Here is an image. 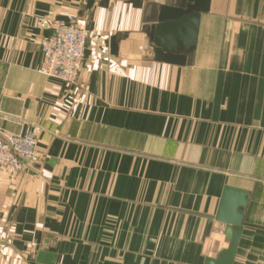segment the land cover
I'll return each mask as SVG.
<instances>
[{"label": "crops", "instance_id": "0c3cea01", "mask_svg": "<svg viewBox=\"0 0 264 264\" xmlns=\"http://www.w3.org/2000/svg\"><path fill=\"white\" fill-rule=\"evenodd\" d=\"M171 3L0 0V137L32 130L40 154L0 175V264H205L230 245L226 187L247 197L233 264H264V0H210L183 65L150 37ZM70 14L74 86L39 71Z\"/></svg>", "mask_w": 264, "mask_h": 264}, {"label": "water", "instance_id": "95a60500", "mask_svg": "<svg viewBox=\"0 0 264 264\" xmlns=\"http://www.w3.org/2000/svg\"><path fill=\"white\" fill-rule=\"evenodd\" d=\"M210 0H172L163 4L154 33L150 35L153 50L158 61L183 65L187 52L197 43L201 14L208 12ZM54 160L50 161L53 164ZM247 204L243 190L226 187L222 195L217 221L225 224L229 247L216 259L208 258L205 264H233L242 233L243 208Z\"/></svg>", "mask_w": 264, "mask_h": 264}, {"label": "built area", "instance_id": "2783aa9c", "mask_svg": "<svg viewBox=\"0 0 264 264\" xmlns=\"http://www.w3.org/2000/svg\"><path fill=\"white\" fill-rule=\"evenodd\" d=\"M50 29L51 32L40 40L43 61L39 71L74 86L78 83L86 53L87 20L70 14L66 18L52 19ZM38 143L32 130L0 137V175L19 176L29 162L40 157Z\"/></svg>", "mask_w": 264, "mask_h": 264}]
</instances>
